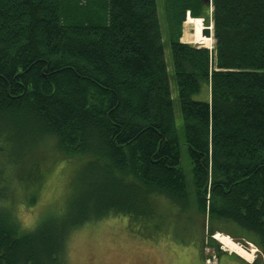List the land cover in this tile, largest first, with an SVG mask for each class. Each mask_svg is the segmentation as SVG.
<instances>
[{"label": "trees", "instance_id": "16d2710c", "mask_svg": "<svg viewBox=\"0 0 264 264\" xmlns=\"http://www.w3.org/2000/svg\"><path fill=\"white\" fill-rule=\"evenodd\" d=\"M165 5L194 198L157 0H0V264H65L72 232L110 215L161 243L190 208L210 235L264 253V0ZM188 12L213 20L212 49L181 40ZM204 83L208 100L195 99ZM51 157L87 159L58 209L37 205ZM22 205L39 208L29 222ZM220 220L235 230L214 227ZM208 239L219 261L264 264Z\"/></svg>", "mask_w": 264, "mask_h": 264}, {"label": "rangeland", "instance_id": "374dc122", "mask_svg": "<svg viewBox=\"0 0 264 264\" xmlns=\"http://www.w3.org/2000/svg\"><path fill=\"white\" fill-rule=\"evenodd\" d=\"M157 6L163 39L165 41V57L168 65L172 97L174 99L176 125L179 141L182 146V168L186 175L187 188L191 193V197L194 198L193 163L184 132L183 116L178 97V85L174 73L165 0H157ZM212 9L213 6L211 5ZM193 25L196 27L194 28ZM210 25L213 26V20L210 21V24H207L202 18L195 19L193 16H190L189 20L186 19L184 22L181 40L212 49L215 45V38L211 43V36L204 35L202 30L196 31L199 27L203 29V27H210ZM212 34L214 37V26ZM208 89V85L204 83L201 91L195 94L194 98L208 100ZM53 143V140L52 143L50 141L48 150H50V154L57 155ZM53 157L49 158L48 163L45 164V168L42 169V172L46 176L49 174V177L46 179V188L42 192L43 196H41L40 201L37 203L40 208L43 206L52 209L63 208L64 201L70 194L69 185L71 184H69V179L71 175L82 169L87 163V159L81 158L73 161L61 159L57 160L54 165L52 163ZM165 199L168 198L165 197ZM167 202V200L161 202L160 211L163 214L169 213L168 209L171 206ZM20 209L22 210V214L26 216L25 221L27 222L32 220V216L37 210L39 211L38 207H33L30 211L23 205ZM168 215L170 219L173 217L176 220L177 215L173 211L171 216L170 214ZM126 218L128 217L110 215L104 219L90 220L74 230L66 244L65 264H204L203 259L207 264H244L224 254L220 256L219 261L216 247L214 248V246L207 243L209 236L215 239L216 245L222 250L228 253H236L250 263L258 258L264 259V253L251 241L231 237L219 229L213 235H210L209 227H212V224L210 225L205 220L206 217L204 218L201 214L193 212L192 208L189 209L188 213L183 214V218L188 220L183 219L178 225L180 227H177L174 222H171L166 227L167 230L162 235H166L167 238L161 243H157L154 239H149V237H140L126 230L123 225ZM213 226L220 229L235 230L233 223H225L222 220L215 221ZM217 232L226 234L231 242L234 241L235 243H232L233 247L226 246L215 237ZM159 240L160 238L157 239V241ZM237 243L249 251L247 255L241 252Z\"/></svg>", "mask_w": 264, "mask_h": 264}, {"label": "bare ground", "instance_id": "6f19581e", "mask_svg": "<svg viewBox=\"0 0 264 264\" xmlns=\"http://www.w3.org/2000/svg\"><path fill=\"white\" fill-rule=\"evenodd\" d=\"M210 2L212 3V0H210ZM194 18H202V20H204V18L203 17H194ZM188 20H189V18H188ZM193 27L195 28L196 26H194L193 25ZM210 27H211V30H213V26H211L210 25ZM203 28H205V27H203ZM199 30H203V29H201L200 27L199 28H197V30L196 31H199ZM203 33V32H202ZM208 36V35H207ZM215 237H217L222 243H224L226 246H229L230 248H232L233 246H232V243L234 242H231L230 241V239L226 236V234H221V233H219V232H217L216 234H215ZM230 237V236H229ZM231 238V237H230ZM232 240V239H231ZM235 243V242H234ZM237 245H238V248L241 250V252H243V253H246V255L248 254V250H246V249H244V248H242L238 243H237ZM239 250V251H240Z\"/></svg>", "mask_w": 264, "mask_h": 264}, {"label": "water", "instance_id": "95a60500", "mask_svg": "<svg viewBox=\"0 0 264 264\" xmlns=\"http://www.w3.org/2000/svg\"><path fill=\"white\" fill-rule=\"evenodd\" d=\"M202 32L204 35H208V36L212 35V30H211V27L209 26H206L205 28H203Z\"/></svg>", "mask_w": 264, "mask_h": 264}]
</instances>
